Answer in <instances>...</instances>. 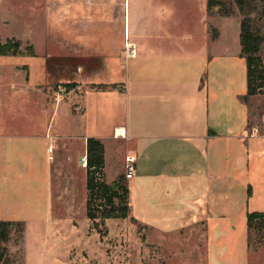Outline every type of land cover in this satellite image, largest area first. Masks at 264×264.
<instances>
[{"label": "crops", "instance_id": "crops-1", "mask_svg": "<svg viewBox=\"0 0 264 264\" xmlns=\"http://www.w3.org/2000/svg\"><path fill=\"white\" fill-rule=\"evenodd\" d=\"M52 1L40 6L49 24L26 38L34 53L23 55L11 89L14 112L20 104L39 108L17 120L29 127L28 160L10 167L26 214L0 219L28 228L35 221L48 250H74L78 264H121L116 254L130 250L133 230L138 264L147 249L151 264L159 254L166 264L255 263L247 215L264 212V134L251 135L246 59L228 31L233 18L213 15L207 0L193 26L176 18L173 0H123L118 8L111 0ZM129 43L135 56L126 55ZM37 45L56 49L41 53ZM90 137L104 145L108 183L125 174L127 156L137 161L127 180L130 216L98 219L97 228L88 218L82 229L62 201L74 173L83 169L87 182Z\"/></svg>", "mask_w": 264, "mask_h": 264}, {"label": "rangeland", "instance_id": "rangeland-1", "mask_svg": "<svg viewBox=\"0 0 264 264\" xmlns=\"http://www.w3.org/2000/svg\"><path fill=\"white\" fill-rule=\"evenodd\" d=\"M48 0H0V52H10L15 55H0V217L11 216L18 211H22L20 215L26 214L20 205V199L11 188L15 184H20L21 181L16 180L15 173L10 172V167L13 164H22L28 160L27 141L26 137L29 133V127L22 120L24 112H31L38 115L39 108L37 105L30 107H22L18 112L13 111V98L11 96L12 84L19 82L21 77L17 78L14 74L15 69L21 67L24 63L23 55L34 53L33 45L25 42L26 38L32 32H37L49 24L45 13H41V7L45 6ZM52 1V0H51ZM62 1V0H61ZM72 0H63V4L71 3ZM81 1V0H79ZM103 0H96L100 3ZM119 1L111 0L112 7L118 8ZM208 1V0H207ZM224 3L222 11L217 7H212V14L220 13L223 17H232V23L229 25L228 31L231 33L233 46L240 45V23L244 16H247L252 25L253 31L259 36L261 47L258 53L256 62L259 68L264 69V0H244L243 5H239L234 0H221ZM53 2V1H52ZM176 9L178 10L176 18L182 21L190 22L193 26L198 22L203 14V8L206 0H173ZM44 8V7H43ZM215 11V12H214ZM97 15V14H96ZM99 18V17H98ZM235 18V19H234ZM238 22H237V19ZM97 19V18H95ZM99 20V19H97ZM229 21V22H230ZM4 47V48H3ZM2 48V49H1ZM38 51L45 53L55 51V46L37 45ZM20 56V57H18ZM263 93L250 96L248 104L250 108V131L253 126H258L261 133H264V87ZM64 91H60L63 94ZM19 102V101H18ZM52 156L54 153L51 154ZM44 156L42 157V160ZM80 160V158H79ZM79 174L74 173L72 177V189L70 191V199H64L66 207H73L76 222L82 229H86L88 223L86 201L87 187L86 179L84 178V170ZM111 172H109L110 174ZM23 175V174H22ZM125 175V174H124ZM127 181V180H126ZM16 191V189H15ZM72 205V206H71ZM3 213V214H2ZM25 213V214H24ZM24 222V221H21ZM28 228L26 222L25 233L23 238L14 235L9 243L10 253L12 258L18 264H78L77 253L71 249L48 248L42 242L40 231L37 228L36 222ZM74 223L71 227L77 230L79 225ZM102 222V221H100ZM66 222H63V227ZM100 224V223H98ZM95 226L94 224L90 226ZM110 229L113 227L110 225ZM100 232L106 230L105 226L98 229ZM142 228L139 229V232ZM47 232V230H46ZM48 235V232H47ZM50 235V234H49ZM65 236H69L72 240H77L76 235L68 230L64 232ZM83 234H81L82 237ZM64 241L63 244H65ZM125 244L128 246L127 253H118L119 257L124 256L125 260L121 264H138L139 251L135 246L140 244L135 231L128 233L125 239ZM62 245L58 248L60 249ZM250 254L254 258L253 264H264V227H254L250 232ZM84 255V256H83ZM80 254L81 258H89L88 253ZM153 254L147 249V252H142V264H151V256ZM156 256V255H155ZM164 254H159V264L163 263ZM136 258V259H135ZM156 258V257H155ZM98 264V262H97Z\"/></svg>", "mask_w": 264, "mask_h": 264}, {"label": "trees", "instance_id": "trees-1", "mask_svg": "<svg viewBox=\"0 0 264 264\" xmlns=\"http://www.w3.org/2000/svg\"><path fill=\"white\" fill-rule=\"evenodd\" d=\"M243 5L244 0H234ZM209 8L217 7L222 11L224 3L221 0H208ZM240 43L242 55L247 65V96L263 93L264 69L259 68L256 62L260 52L261 42L259 36L252 29L247 16L241 21ZM4 48V47H3ZM2 49V48H1ZM15 55L1 51L0 55ZM74 85H67V89ZM87 217L98 225L97 220L111 218H127L131 213L130 189L125 175H120L115 181L108 183L104 176V145L94 137L87 139ZM248 244L250 246V232L254 227H264V212H250L247 215ZM25 224L21 221L0 219V264H18L12 258L9 243L14 235L24 237Z\"/></svg>", "mask_w": 264, "mask_h": 264}, {"label": "built area", "instance_id": "built-area-1", "mask_svg": "<svg viewBox=\"0 0 264 264\" xmlns=\"http://www.w3.org/2000/svg\"><path fill=\"white\" fill-rule=\"evenodd\" d=\"M125 52H126V55L128 57L135 56L136 55V46H135V44H133V43L126 44ZM258 134H264V133H261V130H260V128L258 126H253L252 129H251V135L255 136V135H258ZM49 152L50 153L53 152V146L49 147ZM50 158L52 159L53 156L51 155ZM136 161H137V159L133 155H130V156L126 157V160H125V176H126L127 180L133 178L134 175H135V172H136ZM82 166L83 167H88V161L87 160H83L82 161Z\"/></svg>", "mask_w": 264, "mask_h": 264}]
</instances>
